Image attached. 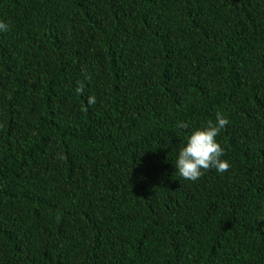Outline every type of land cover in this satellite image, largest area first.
Returning <instances> with one entry per match:
<instances>
[{"label": "trees", "instance_id": "trees-1", "mask_svg": "<svg viewBox=\"0 0 264 264\" xmlns=\"http://www.w3.org/2000/svg\"><path fill=\"white\" fill-rule=\"evenodd\" d=\"M0 21V264H264V0H0ZM217 113L231 168L185 180Z\"/></svg>", "mask_w": 264, "mask_h": 264}, {"label": "clouds", "instance_id": "clouds-1", "mask_svg": "<svg viewBox=\"0 0 264 264\" xmlns=\"http://www.w3.org/2000/svg\"><path fill=\"white\" fill-rule=\"evenodd\" d=\"M7 31L9 25L0 21V32ZM228 124L229 120L217 113L215 123L209 121L205 127L193 131L188 136L187 143L181 147L175 161V167L183 179L195 182L210 169L214 168L222 174L231 168V164L222 159L225 151L217 140ZM177 128L187 129L188 124L180 121L177 123Z\"/></svg>", "mask_w": 264, "mask_h": 264}]
</instances>
